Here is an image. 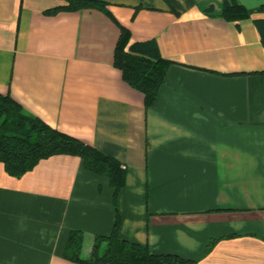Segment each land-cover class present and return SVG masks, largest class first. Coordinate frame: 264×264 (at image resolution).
Returning <instances> with one entry per match:
<instances>
[{"label":"crops","instance_id":"0c3cea01","mask_svg":"<svg viewBox=\"0 0 264 264\" xmlns=\"http://www.w3.org/2000/svg\"><path fill=\"white\" fill-rule=\"evenodd\" d=\"M0 0V94L117 160L119 237L194 264H264V0ZM230 1V0H227ZM128 45L172 65L154 103L113 64ZM263 33V34H262ZM106 177L57 155L21 176L0 162V264H83L112 232Z\"/></svg>","mask_w":264,"mask_h":264},{"label":"trees","instance_id":"16d2710c","mask_svg":"<svg viewBox=\"0 0 264 264\" xmlns=\"http://www.w3.org/2000/svg\"><path fill=\"white\" fill-rule=\"evenodd\" d=\"M66 7L69 10H98L108 14L106 4L97 0H67ZM221 16L226 20L239 21L251 18L252 13L234 0H226ZM128 39L127 30L120 26L113 64L121 71L123 80L143 95L144 106L148 108L154 103L172 62L163 59L156 48L128 45ZM57 155L78 157L84 169L106 177L113 190L116 218L112 232L108 236L94 238L90 256L85 260L79 258L80 237L72 234L66 250L74 261L83 264H194V261L176 255L152 254L146 245L120 239L116 212V197L124 184V170L120 163L80 140L49 127L27 114L10 96L0 94V162L8 174L21 176L41 160ZM102 246V253H99Z\"/></svg>","mask_w":264,"mask_h":264},{"label":"rangeland","instance_id":"374dc122","mask_svg":"<svg viewBox=\"0 0 264 264\" xmlns=\"http://www.w3.org/2000/svg\"><path fill=\"white\" fill-rule=\"evenodd\" d=\"M103 246L100 248L99 253H102Z\"/></svg>","mask_w":264,"mask_h":264}]
</instances>
